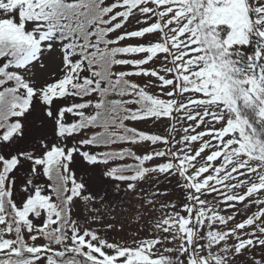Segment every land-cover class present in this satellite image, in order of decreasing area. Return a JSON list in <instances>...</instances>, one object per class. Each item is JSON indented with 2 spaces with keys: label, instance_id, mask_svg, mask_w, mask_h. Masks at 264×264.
Instances as JSON below:
<instances>
[{
  "label": "snow or ice",
  "instance_id": "obj_1",
  "mask_svg": "<svg viewBox=\"0 0 264 264\" xmlns=\"http://www.w3.org/2000/svg\"><path fill=\"white\" fill-rule=\"evenodd\" d=\"M0 264H264V0H0Z\"/></svg>",
  "mask_w": 264,
  "mask_h": 264
},
{
  "label": "rangeland",
  "instance_id": "obj_2",
  "mask_svg": "<svg viewBox=\"0 0 264 264\" xmlns=\"http://www.w3.org/2000/svg\"><path fill=\"white\" fill-rule=\"evenodd\" d=\"M47 64H48V67L46 70L36 69L37 79L42 83L48 79V77L51 75L52 72H57V74H58L59 60L57 57H53L50 61L47 62ZM141 127L145 128L146 130H149V131L155 130V129L151 128V126L149 124L141 125ZM25 146H27V145H25ZM113 147H117V146H113ZM21 175H24V173L22 172ZM160 187L161 188L167 187V189L169 190L170 193H172L173 196L179 194V190L176 189V186H175V180H173L172 184H167V185L162 184V185H160ZM141 227H143V224H141ZM109 235H110V237L114 236L116 238H120L122 236V233L115 232V233H109ZM129 235H131V232L129 233ZM141 235H147V233L142 232ZM38 243H42V241H38Z\"/></svg>",
  "mask_w": 264,
  "mask_h": 264
},
{
  "label": "trees",
  "instance_id": "obj_3",
  "mask_svg": "<svg viewBox=\"0 0 264 264\" xmlns=\"http://www.w3.org/2000/svg\"><path fill=\"white\" fill-rule=\"evenodd\" d=\"M102 129H96V131H101Z\"/></svg>",
  "mask_w": 264,
  "mask_h": 264
}]
</instances>
